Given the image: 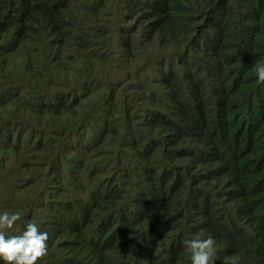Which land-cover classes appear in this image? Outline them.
Masks as SVG:
<instances>
[{
  "label": "trees",
  "instance_id": "obj_1",
  "mask_svg": "<svg viewBox=\"0 0 264 264\" xmlns=\"http://www.w3.org/2000/svg\"><path fill=\"white\" fill-rule=\"evenodd\" d=\"M126 1L0 0L21 13L16 33L0 42V171L20 183H47L44 198L55 205L43 214L60 221L53 230L60 238L86 206L104 219L93 204L110 189L135 186L142 195L136 216L161 231L153 264H184L191 254L183 241L209 236L217 249H236L222 264H264L263 231L236 227L231 236L237 237L226 243L215 221L224 206L238 215L242 205L264 208L263 105H246L264 101L253 67L264 59V0H208L198 13L182 0L154 8L149 1L148 8L136 2L142 0ZM110 35L118 36L119 53L102 43ZM71 41L78 51L69 52L68 67L62 51ZM118 61L126 68V88L100 81L94 69ZM90 72L97 75L86 81ZM71 158L87 168L83 178L70 172L50 177L54 168L70 170ZM128 160L144 175L138 183ZM213 167L251 170L237 182L240 199L225 202L234 193L217 184ZM167 171L179 177L166 180ZM196 178L213 201L209 212L180 207L164 195L170 185ZM21 198L22 191L12 197L16 211L24 208ZM37 201L28 200L26 208Z\"/></svg>",
  "mask_w": 264,
  "mask_h": 264
},
{
  "label": "clouds",
  "instance_id": "obj_2",
  "mask_svg": "<svg viewBox=\"0 0 264 264\" xmlns=\"http://www.w3.org/2000/svg\"><path fill=\"white\" fill-rule=\"evenodd\" d=\"M127 1L130 2V0ZM147 1L153 4L154 8L158 3L171 4L175 0H142L136 2L144 8H148ZM126 2H123L122 5ZM182 2L189 10L198 13L204 8L208 0H182ZM211 11H208L207 17ZM19 18H21V13L17 9L8 5L0 6V42L10 36L13 31L16 33L19 27ZM133 31L134 29H132ZM17 36L16 41L20 43L22 38L19 31ZM96 50L98 51V47ZM211 53L215 54L216 52L213 50ZM253 67L258 78L257 82L264 84V59L255 61ZM249 103L255 106L262 104L264 114V101L255 98L246 105ZM260 119L264 122L261 117ZM128 161L130 163L128 171L135 183H138L144 175L135 167L134 162ZM69 162L73 164L70 166V170L66 167L54 168L50 172V177L58 178L70 172L83 178L87 168L82 167L78 163V159L71 158ZM14 165L10 164L9 167ZM43 171L47 172L46 169ZM1 172L8 174V180L16 188L13 195H16L19 190L22 191L20 204L24 208L18 211H5L0 214V264H41L44 261H47V264H153L152 253L157 246L161 231L150 230L136 216V213H141L138 207L142 202V195L135 186H119L110 189L106 196L93 204L104 214V219H100L97 212L88 210L86 206L83 211V218L81 217L76 224L70 226L69 231L62 234L60 238L53 232L60 221L48 214H43L45 207L55 205L50 199L44 198L47 183L28 180L21 189V184L16 185L17 180L8 171ZM189 172L190 170L187 173ZM250 173L251 170L245 167L240 171L213 167L211 174L220 176L217 184H221L226 190L234 193L225 200L226 203H231L244 195L235 192V188L237 182H245ZM176 177L179 175L176 176L172 171H167L163 176L166 180H173ZM201 181L202 179L196 178L190 183L180 182L170 185L166 188L164 195L172 198L180 207L200 206L203 212H209L213 208V201L207 197V192L200 186ZM13 195L10 194V199ZM28 200H38L34 209L28 210L26 208ZM69 210L74 211V207H70ZM251 219H260L261 223L258 225L250 224ZM215 221L220 227L219 237L221 241L229 243L237 237V235L231 236L236 227L250 232L254 230L264 232V208L260 206L259 210H248L242 205L238 215L230 213L224 206L223 210L219 211ZM17 225H19L17 229L12 232L11 229ZM183 245V250L186 249L191 254L187 261L185 256L184 264H222V257L224 259L231 257L236 251L230 246L217 249L216 241L211 236L205 237V239L199 237L185 239ZM215 253L217 258H215ZM219 254L222 255L219 256ZM52 257L56 258V263L51 261Z\"/></svg>",
  "mask_w": 264,
  "mask_h": 264
},
{
  "label": "rangeland",
  "instance_id": "obj_3",
  "mask_svg": "<svg viewBox=\"0 0 264 264\" xmlns=\"http://www.w3.org/2000/svg\"><path fill=\"white\" fill-rule=\"evenodd\" d=\"M124 30H125V28L123 29V31ZM94 35H95V33H94ZM116 37H118V36L117 35H110L109 38H108V41L107 42L103 41L102 43H108V46L111 49H115L117 51V53H119L118 49H117V42H119V41H118V39ZM69 44H70V47L68 49L64 50V52L62 51V61L68 67H70V65L68 64L69 52L70 51L71 52L72 51H78V50H75L73 41H71V43H69ZM81 53L86 55V56L89 55L88 51H83ZM94 69L97 71V74L100 73V75H99V80L100 81L102 79H104V80H107V81H111L110 83L118 82L119 84H123V86L125 88L128 87L126 85L125 81H124L125 80L124 76H125L126 68H125V65H124V63L122 61H118L117 63L113 62V63L102 64V65L94 64ZM71 71H73V69H71ZM97 74H93V72H90V73H88L85 76V80L89 81L92 76L97 75ZM147 76L148 75H145V77H147ZM150 77L152 79V83L151 84H153L155 79H154L152 70H150ZM149 90H154L152 85H149ZM5 121L8 122L10 120L7 119ZM22 124L26 125L27 123L26 122H22ZM33 124L34 125H41L42 123L37 121L36 119H34ZM9 127H10V124L7 123V125L4 128V131H6V129H8ZM31 127L34 128L33 126H31ZM240 145H241V148H242L243 142H241ZM23 159H24V157H20V160H23ZM36 167H39V166L38 165L30 166V168H36ZM17 183H20V182H17ZM20 184H21V189H22L23 185H24V182H22ZM10 191H12V192H10ZM13 191L15 193L16 192V188L12 185L10 180H8V174L6 172H1L0 173V214H2L5 211H13L14 210L11 206L13 204H15V202L12 201V199H10V194L13 195ZM19 191H21V190H19ZM9 205H11V206H9ZM18 226L19 225H17L16 227L12 228L11 231L12 232L15 231Z\"/></svg>",
  "mask_w": 264,
  "mask_h": 264
},
{
  "label": "bare ground",
  "instance_id": "obj_4",
  "mask_svg": "<svg viewBox=\"0 0 264 264\" xmlns=\"http://www.w3.org/2000/svg\"><path fill=\"white\" fill-rule=\"evenodd\" d=\"M68 107V106H67Z\"/></svg>",
  "mask_w": 264,
  "mask_h": 264
}]
</instances>
